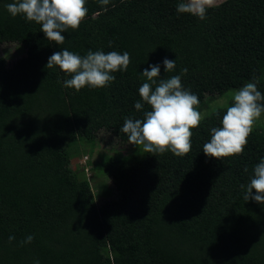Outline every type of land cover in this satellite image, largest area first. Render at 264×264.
<instances>
[{
	"label": "trees",
	"instance_id": "obj_1",
	"mask_svg": "<svg viewBox=\"0 0 264 264\" xmlns=\"http://www.w3.org/2000/svg\"><path fill=\"white\" fill-rule=\"evenodd\" d=\"M12 2L0 0V46L16 43L25 55L10 67L0 57V264H264V204L246 202L241 188L264 158V129H253L242 155L208 157L203 145L226 111L218 108L192 130L185 156L110 157L97 168L118 197L101 205L68 149L92 146L101 131L129 142L121 129L143 118L135 103L152 64L161 78L186 68L182 84L199 111L206 94L248 82L264 95V0H225L203 20L178 13L181 0H87V18L61 45L12 17ZM63 49L127 51L131 63L109 86L77 92L58 66L46 67ZM165 58L175 60L172 72Z\"/></svg>",
	"mask_w": 264,
	"mask_h": 264
},
{
	"label": "clouds",
	"instance_id": "obj_2",
	"mask_svg": "<svg viewBox=\"0 0 264 264\" xmlns=\"http://www.w3.org/2000/svg\"><path fill=\"white\" fill-rule=\"evenodd\" d=\"M214 2L215 0H181L177 5V12L189 13L203 20ZM99 3L106 6L110 0H99ZM86 5L87 0H14L7 5V11L12 17L21 15L29 22L41 25L40 31L46 40L61 45L66 40L62 33L69 29L78 30L87 18ZM104 10L107 11V8ZM130 63L127 51L121 54L118 51L105 53L102 50H89L86 55L81 56L63 49L53 52L46 67L58 66L71 77L63 81V86L78 92L84 87L109 86L115 80L113 73L127 71ZM163 65L165 73L172 72L176 67L175 60L167 58L163 60ZM186 73L185 68L181 75ZM141 74L147 82L139 87L141 100L135 103V108L143 110V118H127L121 131L127 134L129 144L142 146L145 153L155 156L170 151L177 157L187 155L192 147V130L198 128L205 119L204 114L198 110L199 97L190 89L184 88L181 75L161 78L159 64L149 65ZM145 104L151 110H144ZM262 114L264 95L257 89L255 82H248L232 94L231 105L226 107L220 122L222 126L211 129V139L203 145V153L221 160L242 155L255 122ZM241 188H246L243 197L246 202L253 200L264 204V158L255 166L250 183L246 186L241 184ZM14 239V236H10L9 242ZM32 239L30 235L21 243H30Z\"/></svg>",
	"mask_w": 264,
	"mask_h": 264
},
{
	"label": "rangeland",
	"instance_id": "obj_3",
	"mask_svg": "<svg viewBox=\"0 0 264 264\" xmlns=\"http://www.w3.org/2000/svg\"><path fill=\"white\" fill-rule=\"evenodd\" d=\"M223 1L225 0H215L214 6ZM24 55V48L16 43H7L0 46V57L5 59L7 67H10ZM236 90L238 89H230L217 96L206 94L204 107L200 110L205 118L210 116L216 109L229 106L232 102V94ZM254 129H264V114L255 122ZM68 149L71 152V157L73 156L71 167L73 169H84L85 177L89 181L97 205L118 197V192L110 179L97 166L110 157L125 156L130 153L136 155L145 153L142 146H134L129 142L121 143L111 133L104 131L99 132L92 146L80 141Z\"/></svg>",
	"mask_w": 264,
	"mask_h": 264
}]
</instances>
